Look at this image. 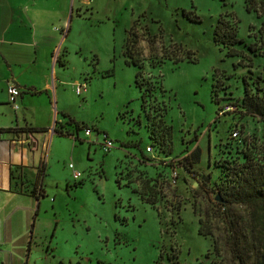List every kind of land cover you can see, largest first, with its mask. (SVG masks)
Masks as SVG:
<instances>
[{"label":"rangeland","instance_id":"rangeland-1","mask_svg":"<svg viewBox=\"0 0 264 264\" xmlns=\"http://www.w3.org/2000/svg\"><path fill=\"white\" fill-rule=\"evenodd\" d=\"M76 14L60 107L51 112L43 95L49 109L30 122L75 132L69 113L92 132L54 141L28 264H256L264 210L243 203L234 167L264 161V121L244 106L247 90L264 98V14L246 0H83ZM221 17L244 38V65L215 39ZM129 42L142 67L127 62ZM44 53V65L15 67L43 92L53 67Z\"/></svg>","mask_w":264,"mask_h":264},{"label":"crops","instance_id":"crops-1","mask_svg":"<svg viewBox=\"0 0 264 264\" xmlns=\"http://www.w3.org/2000/svg\"><path fill=\"white\" fill-rule=\"evenodd\" d=\"M82 6L83 0H0V129H12L0 135V264H24L25 259L28 264L33 252L48 195L44 183L52 146L61 135L55 127L47 131L28 128L36 127L30 122L36 110L45 114L49 109L48 103L41 100L43 95L52 101L51 112L60 107L59 57L66 52L65 39ZM47 50L53 54V67L50 75L44 72L48 79L43 92L33 82L21 81L15 67L23 63L44 65ZM12 83L22 91L16 98L18 107L10 101ZM198 144L204 151L202 139ZM193 150L186 155L191 157Z\"/></svg>","mask_w":264,"mask_h":264},{"label":"trees","instance_id":"trees-1","mask_svg":"<svg viewBox=\"0 0 264 264\" xmlns=\"http://www.w3.org/2000/svg\"><path fill=\"white\" fill-rule=\"evenodd\" d=\"M247 2V10L248 11H257L259 14H264V0H246ZM135 27L133 28L132 32L134 31ZM217 42H223L225 47L228 48V55L229 56H242L241 62L239 64L244 65V58L246 57L245 52L243 50L238 49L236 46L238 43L244 42V38L240 37L238 35V30L235 28L233 22L231 19H225L224 17H221L219 19L217 29H216V37ZM136 45L129 42L126 55H128L130 59H127L128 63L133 62L134 64L138 65L139 67H142L139 63V60L136 59L135 53H134V47ZM59 62L64 65V61L61 57H59ZM141 75V70L138 71L136 76V82L137 85H139V77ZM250 93L247 90L246 96L244 97V106L247 108L248 114H251L253 116H259L264 121V98L263 99H257V98H249ZM142 99H143V105L145 106L146 103V92L142 93ZM228 107H224V112H228ZM66 117H69L68 122L70 124H73L76 128L75 132L70 129H58L56 128V132L61 136H70L75 135L78 137V132L82 130L83 128H90L87 126V124H81L78 122L74 117H72L69 113H64ZM78 128V129H77ZM12 129H0V133H5L8 131H11ZM28 130L31 131H47L46 128H37V127H29ZM235 130H239V137L233 136V132ZM231 135L240 141L244 143L243 138V131L242 128H234L232 130ZM148 147H152L153 151H148ZM146 148V154H148L151 157H154V152H156L155 146H148ZM211 157V156H210ZM186 160H190L189 155L184 156ZM194 162H190V166H193ZM187 167L186 164L179 165V167ZM234 174L235 177H237L239 180V185L241 187V199L244 204H247L254 209H256L258 212L260 210H264V161L259 162L254 157H248L247 160L234 167ZM40 189L43 188V186L39 187ZM34 193H36V188L34 189ZM41 194V193H40ZM148 201L152 204H155L156 201L149 197ZM202 230V228H201ZM258 244L256 245V249H252L254 254L257 256V263L256 264H264V239L257 237ZM241 263L245 264V261L243 258H240Z\"/></svg>","mask_w":264,"mask_h":264},{"label":"built area","instance_id":"built-area-1","mask_svg":"<svg viewBox=\"0 0 264 264\" xmlns=\"http://www.w3.org/2000/svg\"><path fill=\"white\" fill-rule=\"evenodd\" d=\"M83 88H84L83 84H78L77 85L76 89H77L78 94H82L83 93ZM21 93H22L21 89L16 84L12 83L9 86L10 101L12 103H14L15 105H16V98L18 96H20ZM16 107H18V105H16ZM230 109H231L230 107L227 108V110H230ZM86 131H87V134H91L92 129L91 128H87ZM239 133H240L239 130H235L233 132V136L239 137ZM0 135H1V133H0ZM0 140H1V137H0ZM104 146L106 147V149H111L113 147V141L106 139V142H105ZM148 151H153V148L152 147H148ZM70 167L73 168V170H74V172H73L74 173V177L76 179H80V177L82 176V171L77 170L74 163H71Z\"/></svg>","mask_w":264,"mask_h":264},{"label":"water","instance_id":"water-1","mask_svg":"<svg viewBox=\"0 0 264 264\" xmlns=\"http://www.w3.org/2000/svg\"><path fill=\"white\" fill-rule=\"evenodd\" d=\"M218 199H221V197H218Z\"/></svg>","mask_w":264,"mask_h":264}]
</instances>
